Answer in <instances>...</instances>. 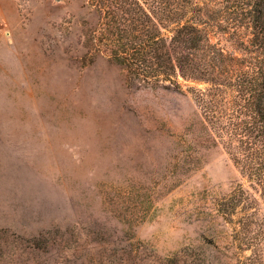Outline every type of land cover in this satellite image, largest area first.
Masks as SVG:
<instances>
[{
  "label": "rangeland",
  "instance_id": "1",
  "mask_svg": "<svg viewBox=\"0 0 264 264\" xmlns=\"http://www.w3.org/2000/svg\"><path fill=\"white\" fill-rule=\"evenodd\" d=\"M95 21L86 0H0V264H230L244 212L264 253L259 189L221 145L189 144L188 90L206 84L127 81L88 47ZM174 160L193 161L171 173Z\"/></svg>",
  "mask_w": 264,
  "mask_h": 264
},
{
  "label": "trees",
  "instance_id": "2",
  "mask_svg": "<svg viewBox=\"0 0 264 264\" xmlns=\"http://www.w3.org/2000/svg\"><path fill=\"white\" fill-rule=\"evenodd\" d=\"M86 3L96 18L88 47L106 52L125 71L127 81L181 94L179 78L206 84L204 89L188 90L199 111L189 144L221 145L264 200V0ZM214 34L244 54L225 50L213 42ZM192 161L174 160L170 172L190 167ZM243 195L239 186L224 199L223 205L231 206L227 222L231 223ZM253 217L244 212L232 229L229 243L236 256L230 264H264L263 250L252 230ZM245 251L250 255L237 257ZM173 257V264H198L194 255L182 260L177 253Z\"/></svg>",
  "mask_w": 264,
  "mask_h": 264
}]
</instances>
